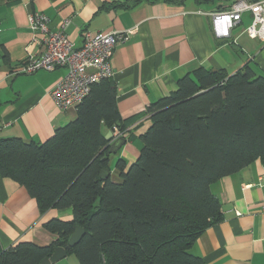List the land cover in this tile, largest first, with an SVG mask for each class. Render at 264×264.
<instances>
[{
    "label": "trees",
    "instance_id": "obj_1",
    "mask_svg": "<svg viewBox=\"0 0 264 264\" xmlns=\"http://www.w3.org/2000/svg\"><path fill=\"white\" fill-rule=\"evenodd\" d=\"M143 113L150 124L130 136L139 154L129 165L117 158L114 177L110 157L121 148L111 154L104 135L127 126L110 77L92 83L74 118L46 140L0 139V176L24 186L40 213L72 212L43 224L55 235L48 244L0 243V264H39L56 247L76 264H206L191 248L223 218L211 185L255 159L264 164V73L249 63L233 73L199 66ZM76 226L84 234L69 246Z\"/></svg>",
    "mask_w": 264,
    "mask_h": 264
},
{
    "label": "crops",
    "instance_id": "obj_2",
    "mask_svg": "<svg viewBox=\"0 0 264 264\" xmlns=\"http://www.w3.org/2000/svg\"><path fill=\"white\" fill-rule=\"evenodd\" d=\"M233 2L1 1L0 139L15 136L42 142L75 116L74 110L58 109L48 93L66 73V68L39 70L29 75L12 73L29 55H37L41 50L29 28L31 12L48 15L52 29L62 20L70 19L67 36L77 46L81 45L86 30L132 31L128 39L113 50L110 79L116 86L120 117L137 135L150 124L148 119L140 118L145 108L174 91L178 80L199 66L233 73L249 63L257 73H264V41L252 39L244 31L251 19L250 13L242 14L229 38L213 35L210 13L224 11ZM122 3L127 6H118ZM138 154L137 145L131 139L127 140L117 155L110 157L113 177L117 158L124 159L129 165ZM211 190L220 200L223 218L206 229L195 241L191 252L202 257L206 264H264V212L260 210L264 195V164L255 159L214 182ZM71 213L70 208H51L40 213L24 186L0 176V243L3 247L18 241L39 245L50 243L55 235L43 224L53 217L69 219Z\"/></svg>",
    "mask_w": 264,
    "mask_h": 264
},
{
    "label": "built area",
    "instance_id": "obj_3",
    "mask_svg": "<svg viewBox=\"0 0 264 264\" xmlns=\"http://www.w3.org/2000/svg\"><path fill=\"white\" fill-rule=\"evenodd\" d=\"M245 12L250 13L252 20L244 31L264 41V0H234L228 9L211 12L213 35L216 38H229L231 30L241 21ZM49 21L48 15L44 13L34 12L29 16L33 38L43 50L39 56H31L19 68L30 74L38 70L66 68V73L48 93L58 109L69 111L76 109L83 101L92 83L112 75L113 49L117 44L125 42L132 31H86L82 44L75 46L65 33L69 23L67 19L62 20L54 29L50 28ZM260 210L264 212V195Z\"/></svg>",
    "mask_w": 264,
    "mask_h": 264
},
{
    "label": "water",
    "instance_id": "obj_4",
    "mask_svg": "<svg viewBox=\"0 0 264 264\" xmlns=\"http://www.w3.org/2000/svg\"><path fill=\"white\" fill-rule=\"evenodd\" d=\"M111 135H112V131L110 130L106 133L104 138L108 139L109 137H111ZM125 143H126L125 139H123L121 137L117 138L116 140L109 143V152L111 154H115L119 150V148H121ZM104 172L108 173L109 170L104 169L103 173ZM83 234H84V229L80 226H76L75 230L73 231V233L68 238V245L69 246L75 245L77 242H79V240ZM64 256H66L65 248L64 247H56L53 254L49 258H44L39 264H51V263H54V262L60 260Z\"/></svg>",
    "mask_w": 264,
    "mask_h": 264
},
{
    "label": "rangeland",
    "instance_id": "obj_5",
    "mask_svg": "<svg viewBox=\"0 0 264 264\" xmlns=\"http://www.w3.org/2000/svg\"><path fill=\"white\" fill-rule=\"evenodd\" d=\"M34 12H31L30 14H29V16L30 15H32ZM65 20V19H64ZM68 21H69V23H68V26H69V24H70V19H67ZM251 20L252 19H249L248 20V23H247V25H249L250 24V22H251ZM246 25V26H247ZM68 26L66 27V29H65V33H66V35H67V28H68ZM30 28V27H29ZM86 31H88V30H86ZM85 31V32H86ZM125 31H131V30H125ZM124 31V32H125ZM121 32H123V31H121ZM68 37V36H67ZM252 38V37H251ZM68 39H69V37H68ZM252 39H254V38H252ZM70 40V39H69ZM71 41V40H70ZM82 41H83V38H82ZM71 42H73V41H71ZM74 43V42H73ZM82 44V43H81ZM74 45H75V43H74ZM75 46H77V45H75ZM80 46V45H79ZM42 50H43V48L41 47V52H42ZM114 50V49H113ZM31 56H39V53L37 54V55H29L24 61H22L23 63L22 64H24V63H27V61L31 58ZM18 68L19 67H17V68H14L13 69V71H12V73L14 74V75H16V74H26V75H29L30 73H24V72H22L21 71V68H19V71H18ZM59 68V67H58ZM39 71V70H38ZM44 71H46V70H44ZM32 73V72H31ZM35 73V72H34ZM54 85H55V83H54ZM53 85V86H54ZM52 86V87H53ZM49 91V90H48ZM72 110H76V109H72ZM145 116V117H144ZM141 118V120H142V118H145V119H147V116L146 115H144V113H143V115H142V117H140ZM126 126H128V125H126ZM131 126H129V127H127L126 129H124L123 131H121V130H119V128L118 127H116V126H113L112 128H110V129H108L107 131H106V133L108 132V131H112V135H111V137H109L108 139H111L110 140V142L109 143H111L112 141H114V140H116L117 138H119V137H121V138H123V139H125V142L127 141V140H129V139H131L130 138V136H131V133H132V131H131ZM106 133H105V135H106ZM104 135V136H105ZM115 169V168H114ZM115 172V171H114ZM111 174H112V172H111ZM237 215H238V212L236 213ZM58 218V217H57ZM60 219H62V218H60ZM19 242V241H18ZM31 242V241H30ZM34 243V242H33ZM12 245H14V244H12ZM72 261H74V262H77L78 263V260H77V258L74 256V255H67L65 258H62L61 260H59V261H57V262H55V263H53V264H70V262H72Z\"/></svg>",
    "mask_w": 264,
    "mask_h": 264
}]
</instances>
